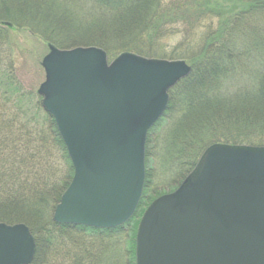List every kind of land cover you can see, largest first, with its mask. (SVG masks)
I'll list each match as a JSON object with an SVG mask.
<instances>
[{
	"label": "trees",
	"instance_id": "obj_1",
	"mask_svg": "<svg viewBox=\"0 0 264 264\" xmlns=\"http://www.w3.org/2000/svg\"><path fill=\"white\" fill-rule=\"evenodd\" d=\"M94 1L118 19L121 37L129 42L117 45L118 49L109 48L112 46L107 36L101 39L96 34L93 38L85 32L86 37L76 44L100 45L110 61L125 51L147 58L183 60L193 71L169 92L166 112L148 133L146 161L151 165L146 163L143 196L133 218L111 230L58 225L53 213L72 182L73 165L55 120L44 112L38 95L33 104L15 75L14 64H6L1 56L8 53V46L10 53L9 43L15 36L9 33L11 30L47 44L53 39L48 36L52 27L37 26L25 14L24 18L12 13L9 6L5 8V0H0V223L29 227L37 246L33 264H119L125 257L126 264H136L139 222L147 207L164 194L163 182L171 180L169 189L176 190L213 143L264 146V0ZM53 27L60 33L69 30L66 26ZM175 39L177 44L170 53L158 51V45L164 47ZM239 80L250 86L252 98L246 99L252 107L223 105L208 112L210 101H217L221 91L208 88ZM169 121L168 129H179L178 134L183 136L177 135V145L173 143L169 149L164 145L158 151L162 154H155L152 135L166 128ZM53 148L65 170L61 175L58 171L45 176L41 164ZM17 209L35 217H19ZM107 247L113 251L110 256Z\"/></svg>",
	"mask_w": 264,
	"mask_h": 264
},
{
	"label": "water",
	"instance_id": "obj_2",
	"mask_svg": "<svg viewBox=\"0 0 264 264\" xmlns=\"http://www.w3.org/2000/svg\"><path fill=\"white\" fill-rule=\"evenodd\" d=\"M49 50L38 95L74 167L53 220L124 226L143 195L148 132L165 113L169 91L192 69L133 53L109 62L95 47ZM35 255L28 226L0 224V264H32ZM136 264H264V147L206 149L179 188L145 211Z\"/></svg>",
	"mask_w": 264,
	"mask_h": 264
},
{
	"label": "rangeland",
	"instance_id": "obj_3",
	"mask_svg": "<svg viewBox=\"0 0 264 264\" xmlns=\"http://www.w3.org/2000/svg\"><path fill=\"white\" fill-rule=\"evenodd\" d=\"M7 1H8V3H7ZM5 3L8 4L7 6H5V8L9 6L12 13H15V14L22 16V17L24 16L23 14H25V16H27L26 18L29 19L31 22H35V24H38L37 26L45 24L47 26L52 27V31H51L52 33L48 36L50 38H53V39L47 44L42 42V40L40 41V39H38L37 37L30 36L27 33L17 32L15 34L14 30H11L9 33H11L12 35H15V36H14L13 40L10 41V43H9L10 53L8 50L9 49V46H8L6 48L8 53H3L1 55L2 59L6 62V64H8V63L14 64L15 71H16L15 75L17 76V79L19 80V82L21 83V85L25 89V91L31 95L33 104L37 103L38 99H37V97H35V95H38V90H39L40 86L46 80L45 71L42 67V61L45 58V56L49 53L50 45H52L58 49H61V50H71V49L80 48V47L81 48L95 47V48H99V49L104 50L108 56V52L105 49H103L102 46H100V45H96V46L91 45L90 46L89 44H76V42L83 41L79 38L86 37L87 32H90L88 35L93 36V38H94V35H96V34L99 35L98 37L101 39H105V37L107 36L109 38L108 41L112 46L109 48L115 47L118 49L117 45L122 46L126 42H129L128 40L121 37V34H120L121 29L119 28L120 26L118 24V19L115 20L112 15H110L106 11L102 10V8H100L99 6H97L95 4L96 2L94 0H5ZM25 16H24V18H25ZM53 26H55V27L60 26L59 28H61V26H66L65 28H67L69 30L64 32V33L63 32L60 33L59 30H57ZM53 31H55L56 33H59V35H56L55 32H53ZM11 34H10V36H11ZM6 36H8V35H6ZM197 38H199V37L196 36V39ZM105 41H107V40H105ZM176 44H177V39L171 41L169 45H165L164 47H163V45H158L157 49L160 52L170 53L175 48ZM84 45H86V46H84ZM110 50H112V49H110ZM123 53H131V52H125V51L119 52L116 55L115 59ZM133 54H135V53H133ZM136 55H138V54H136ZM109 57L110 56H108V58ZM113 58H114V56L111 57V60ZM144 58H147V57H144ZM148 59L178 61V60H170L168 58L167 59L166 58H148ZM11 60H13V61H11ZM109 61H110V58H109ZM245 69H246V67H245ZM192 71H193V69H192ZM246 74H247V69H246ZM183 80H185V79H183ZM235 84H240V85L239 86H230V85H235ZM214 88H216V89H214ZM218 88L221 91L220 92L218 91V93H217V96H216L217 101H210V103H212V104H211V107L209 108L210 110L208 112L214 111L219 106H220V108H222L223 105L224 106L227 105V106H231V107L235 106L236 108H240L239 105H241V106L247 105V108L252 107L251 105H248L249 101H247V99H246V98H249L251 100V98H252L249 96V92H250L249 84L248 85H247V83L243 84V82L239 80V81H236L234 84H223V86H219V87L213 85L208 89H212L211 91H216ZM212 94H214V93H212ZM38 97L41 99V103H42V97L39 95H38ZM214 103H216V105H214ZM261 106H260V108H261ZM258 107H257V109L260 110V108H258ZM42 108H43V106H42ZM244 108H246V107H244ZM43 110L46 114H48L44 108H43ZM219 114H221V113H219ZM170 122L171 121H169L167 123L166 128L163 127L164 129H160L154 135H152L153 140H155V142H156L154 145L155 154H156V152L159 151V149L164 147V145H166L167 149H169L171 146H174L175 144L177 145V142H178L177 135L183 136V135L178 134L179 129L177 130L174 127L172 128V131H171V129H168L169 128L168 124ZM184 127L185 126L179 127V128L181 130H184L185 129ZM174 134L176 135V139L174 137ZM170 136H171L172 140H169L166 142L164 139H166ZM158 142L159 143L161 142V145ZM173 143H174V145H172ZM213 144H217V143H213ZM158 153H160V152H158ZM160 154H162V153H160ZM45 163H47V164H45ZM45 163L41 164V171H42V173L45 174V176H48L51 173H55L58 171L60 172V175H61L62 169H63V172L65 170L63 163H62V158H61L60 154L54 148L51 149V153H50V155H48V159ZM146 163L149 166L151 165L150 160H147ZM48 164H50V168L47 167ZM169 179H170V177H169ZM171 179L174 180V177H172ZM163 184L166 185L165 192H162V193H164L163 196L172 193V191L173 192L175 191V190L169 189V186L172 185L171 180H166L165 182H163ZM16 212H17V215L19 217L22 214L23 217H25V219L35 217V216H33V214H31V212L24 211L22 209H19V210L17 209ZM53 216H54V213H53ZM24 225H26V224H24ZM129 228H131V227H129ZM126 236H128V235H126ZM97 247L98 246H95V247H93V249H96ZM124 248L125 247H120L121 250H123ZM105 250L108 251V256H110V254L113 253L112 249H110L108 247ZM36 252H37V250H36ZM104 257H106V254H104ZM126 263H127V259L125 257L122 259V261L119 264H126Z\"/></svg>",
	"mask_w": 264,
	"mask_h": 264
}]
</instances>
